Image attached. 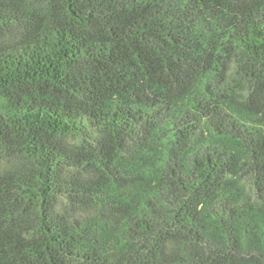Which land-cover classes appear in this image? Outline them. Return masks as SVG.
Masks as SVG:
<instances>
[{"label": "trees", "instance_id": "obj_1", "mask_svg": "<svg viewBox=\"0 0 264 264\" xmlns=\"http://www.w3.org/2000/svg\"><path fill=\"white\" fill-rule=\"evenodd\" d=\"M0 264H264V0H0Z\"/></svg>", "mask_w": 264, "mask_h": 264}, {"label": "rangeland", "instance_id": "obj_2", "mask_svg": "<svg viewBox=\"0 0 264 264\" xmlns=\"http://www.w3.org/2000/svg\"><path fill=\"white\" fill-rule=\"evenodd\" d=\"M220 121L223 122V124L226 125H232L233 127H235V129H239V126L236 124L235 119L227 117V116H221L220 117ZM247 174L245 175V180L248 184L249 187H251V189H255V193H259L257 190V183H259V181L261 180V176H258V172H246ZM258 195V194H257Z\"/></svg>", "mask_w": 264, "mask_h": 264}]
</instances>
